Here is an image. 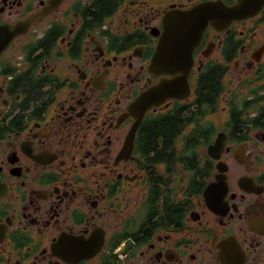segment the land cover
I'll use <instances>...</instances> for the list:
<instances>
[{"label": "flooded vegetation", "instance_id": "1", "mask_svg": "<svg viewBox=\"0 0 264 264\" xmlns=\"http://www.w3.org/2000/svg\"><path fill=\"white\" fill-rule=\"evenodd\" d=\"M0 264H264V0H0Z\"/></svg>", "mask_w": 264, "mask_h": 264}, {"label": "water", "instance_id": "2", "mask_svg": "<svg viewBox=\"0 0 264 264\" xmlns=\"http://www.w3.org/2000/svg\"><path fill=\"white\" fill-rule=\"evenodd\" d=\"M238 12L239 7H229L221 1H205L190 9H174L168 13L164 17V32L155 55L154 70L170 71L174 63L180 64L182 60L179 56L183 53L190 55L183 62L191 65L193 41L201 38L209 24H216L223 19L224 23H228ZM164 88H168L166 81L157 84L142 97L139 102L143 107L140 118L149 106L157 103V97Z\"/></svg>", "mask_w": 264, "mask_h": 264}, {"label": "trees", "instance_id": "3", "mask_svg": "<svg viewBox=\"0 0 264 264\" xmlns=\"http://www.w3.org/2000/svg\"><path fill=\"white\" fill-rule=\"evenodd\" d=\"M211 79H212V78H211ZM169 121H171V120H166L165 124H167ZM176 127H177L176 124H173L172 122H170V124H167V125L165 126L164 129H166L167 131L164 132V134H167V132H168V134L171 135V134L173 133L174 129H176ZM156 134H157V131L154 133V135H156Z\"/></svg>", "mask_w": 264, "mask_h": 264}]
</instances>
